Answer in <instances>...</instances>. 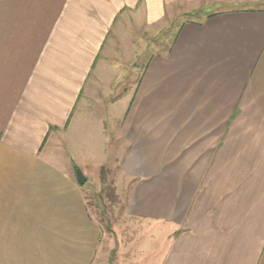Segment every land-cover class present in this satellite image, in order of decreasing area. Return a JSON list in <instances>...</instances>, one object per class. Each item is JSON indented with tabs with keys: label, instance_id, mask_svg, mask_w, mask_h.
Wrapping results in <instances>:
<instances>
[{
	"label": "crops",
	"instance_id": "1",
	"mask_svg": "<svg viewBox=\"0 0 264 264\" xmlns=\"http://www.w3.org/2000/svg\"><path fill=\"white\" fill-rule=\"evenodd\" d=\"M247 2L264 0H0V264H110L86 199L104 168L167 231L160 264H264V8ZM178 10L199 18L150 52Z\"/></svg>",
	"mask_w": 264,
	"mask_h": 264
},
{
	"label": "rangeland",
	"instance_id": "2",
	"mask_svg": "<svg viewBox=\"0 0 264 264\" xmlns=\"http://www.w3.org/2000/svg\"><path fill=\"white\" fill-rule=\"evenodd\" d=\"M244 6L264 8V2H247ZM207 9L205 8L204 11ZM174 13L166 21V24L157 25L155 31L150 30L147 33L146 36L150 37L148 41L150 52L164 53L168 51L178 28L186 18L191 16V14H187V17L183 10ZM145 45H147L146 41ZM142 62L143 58L140 60V65ZM116 171L104 168L102 175H98L97 172L96 177H90L86 187L87 205L101 228L102 243L108 246V251L112 248L113 259L110 264L130 262L160 264V258L167 242V231H164V226L159 222L132 217L126 213L125 194H117V191H120L119 188L122 192L123 186H117L116 191L115 185L112 183ZM145 255L148 257L145 258Z\"/></svg>",
	"mask_w": 264,
	"mask_h": 264
},
{
	"label": "water",
	"instance_id": "3",
	"mask_svg": "<svg viewBox=\"0 0 264 264\" xmlns=\"http://www.w3.org/2000/svg\"><path fill=\"white\" fill-rule=\"evenodd\" d=\"M78 179L80 183H85L86 182V177L83 175L81 171H78Z\"/></svg>",
	"mask_w": 264,
	"mask_h": 264
},
{
	"label": "trees",
	"instance_id": "4",
	"mask_svg": "<svg viewBox=\"0 0 264 264\" xmlns=\"http://www.w3.org/2000/svg\"><path fill=\"white\" fill-rule=\"evenodd\" d=\"M191 16H192V17H195V16H196V14H191Z\"/></svg>",
	"mask_w": 264,
	"mask_h": 264
}]
</instances>
